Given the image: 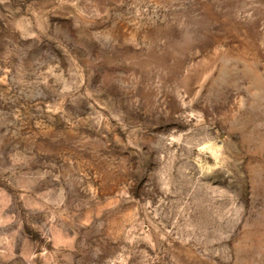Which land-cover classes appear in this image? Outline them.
Returning a JSON list of instances; mask_svg holds the SVG:
<instances>
[{"label":"rangeland","instance_id":"rangeland-1","mask_svg":"<svg viewBox=\"0 0 264 264\" xmlns=\"http://www.w3.org/2000/svg\"><path fill=\"white\" fill-rule=\"evenodd\" d=\"M0 264H264V0H0Z\"/></svg>","mask_w":264,"mask_h":264}]
</instances>
